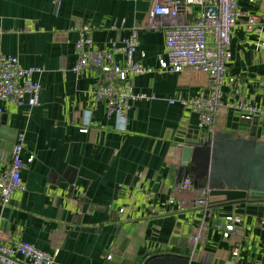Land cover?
Masks as SVG:
<instances>
[{"label":"crops","instance_id":"0c3cea01","mask_svg":"<svg viewBox=\"0 0 264 264\" xmlns=\"http://www.w3.org/2000/svg\"><path fill=\"white\" fill-rule=\"evenodd\" d=\"M153 1L0 0V54L18 55L24 67L44 68L35 74L42 85L38 105L0 101V170L10 164L17 135L25 132V188L0 206V237L25 239L53 253V264H144L163 253L195 259L196 251L201 257L228 252L235 264H264V204L257 200L211 204L202 239L190 245L203 213L193 205L195 191H184V179L177 181L180 167L169 149L219 131L264 140V112L223 106L213 128L200 129L198 115L180 99L207 93L209 77L158 71L165 31L149 16ZM239 5L264 18V0ZM81 24L91 27L96 48L138 29L134 59L152 72L133 77L134 90L155 98L133 101L125 120L109 116L107 102L95 99L97 70H73ZM260 39L239 20L227 76L241 80L246 98L264 109ZM115 60L124 64L125 54L119 50ZM230 215L241 221L236 235L225 238Z\"/></svg>","mask_w":264,"mask_h":264},{"label":"built area","instance_id":"2783aa9c","mask_svg":"<svg viewBox=\"0 0 264 264\" xmlns=\"http://www.w3.org/2000/svg\"><path fill=\"white\" fill-rule=\"evenodd\" d=\"M240 0H154L149 12L151 20L165 31V52L159 57L158 71L180 73L184 70L208 75V92L182 98L180 103L198 115L200 129L214 126L215 116L223 106L246 112L262 114L263 107L246 98L243 83L234 76H227V67L232 59L231 40L234 28L240 19L245 20L247 32L262 35L257 43L264 50V18L258 13L243 11ZM75 43L77 62L73 70L77 73L85 68L98 71L99 80L93 89L95 99L107 102L109 116L125 120L132 102L155 98L154 95L136 92L133 77L152 68L134 59L139 44L136 27L128 36L119 41L110 40L109 47L96 48L88 24L79 26ZM121 46H118V43ZM125 54L124 64H118L115 54ZM43 67L22 66L19 56L0 54V101L32 108L40 102L41 82L35 74L42 73ZM228 93L224 99V89ZM175 103L174 99L170 100ZM0 112L2 109L0 108ZM83 128V132H87ZM25 147V132H20L12 148L10 164L0 170V206L6 207L17 191L23 190L21 172L25 166L22 153ZM184 191H195L193 205L203 213L198 228L189 238L194 248L204 235L207 213L211 209L208 195L199 194L192 186L191 178H184ZM224 237L236 235L237 215L226 217ZM238 253L239 247L235 248ZM193 254V252H192ZM54 255L36 247L25 239L5 240L0 237V264H53Z\"/></svg>","mask_w":264,"mask_h":264},{"label":"water","instance_id":"95a60500","mask_svg":"<svg viewBox=\"0 0 264 264\" xmlns=\"http://www.w3.org/2000/svg\"><path fill=\"white\" fill-rule=\"evenodd\" d=\"M168 157L180 167L177 181L191 178L192 186L208 195L212 205L246 200L264 204V140L221 131L200 133L196 140L173 144ZM196 253L195 259L177 253L155 254L144 264H235L228 252L207 257Z\"/></svg>","mask_w":264,"mask_h":264},{"label":"rangeland","instance_id":"374dc122","mask_svg":"<svg viewBox=\"0 0 264 264\" xmlns=\"http://www.w3.org/2000/svg\"><path fill=\"white\" fill-rule=\"evenodd\" d=\"M226 107V106H225Z\"/></svg>","mask_w":264,"mask_h":264}]
</instances>
